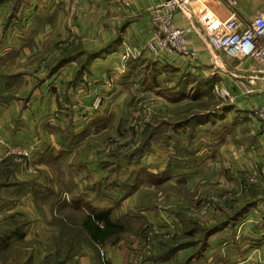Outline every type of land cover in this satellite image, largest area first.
I'll use <instances>...</instances> for the list:
<instances>
[{
  "label": "crops",
  "instance_id": "1",
  "mask_svg": "<svg viewBox=\"0 0 264 264\" xmlns=\"http://www.w3.org/2000/svg\"><path fill=\"white\" fill-rule=\"evenodd\" d=\"M163 1L129 0L126 7L121 0H24L8 24L13 2L0 5V164L12 157L11 182L35 181L46 188L39 205L32 193L7 204L0 202V232L13 218L27 223L21 236L9 237V247L3 249L0 241V264H43L58 252V256L64 254L67 245L78 243L81 250H72L68 264H180L191 258L193 247L178 249L168 260L157 256L165 240L184 233L182 219L194 214L181 203V183L205 185V193L212 196L239 187L240 199L249 196L245 186L254 174L251 171L264 161V123L256 116L264 108V69L252 57L236 59L213 47L202 19L211 13L221 23L230 21V11L219 0H190L175 14L176 27L187 31L188 47L198 55L196 62L172 53L160 59L144 53L131 59L145 60L128 64L124 51L143 47L152 39L151 11ZM235 12L243 29L264 15V1L239 0ZM52 40L66 45L71 41L65 52H78L76 60L55 72L51 68L58 58L51 57L47 63L43 59L44 52L54 53ZM86 52L101 54L84 71L80 60ZM141 62L156 64L162 71L145 76ZM180 77L211 80V92L195 98L194 91L180 93L179 87L171 98L164 95L165 87H174ZM210 98L221 100L215 109L219 114L225 104L231 110L220 120L219 135L208 137V148L197 166L175 171L161 185H141L121 204L124 214L137 208L135 228H148L146 235L135 232L116 245L101 247L104 257L100 250L97 253L85 245L84 232L67 238L69 227L81 226L57 218L58 213L69 211L74 190L84 192L106 176L103 163L115 156L112 148L121 152L109 139L118 135L119 126L128 125L136 114L149 116L148 123L159 116L192 115L199 103ZM97 100L102 101L99 108ZM229 113L235 116L234 133L227 129ZM241 125L246 133L241 132ZM145 128L135 129L134 139L142 137ZM68 129L78 140L73 145L61 137ZM109 143L111 149H106ZM13 147L29 151L25 161L43 169L39 177L32 176L18 157L7 156ZM143 164L154 174H164L168 166L160 151L146 157ZM66 191L67 204L60 199ZM226 196L216 195L220 201ZM234 207L228 204L208 211L203 225L222 223L221 229L208 238L203 261L192 264H264V200L240 219L229 220L240 208L239 204ZM113 218L118 219L116 211Z\"/></svg>",
  "mask_w": 264,
  "mask_h": 264
},
{
  "label": "trees",
  "instance_id": "2",
  "mask_svg": "<svg viewBox=\"0 0 264 264\" xmlns=\"http://www.w3.org/2000/svg\"><path fill=\"white\" fill-rule=\"evenodd\" d=\"M8 1L13 2L11 7V13L13 15L10 14L7 18V24L14 19V15L17 14L24 0H0V5ZM77 53L78 52L70 51L58 57L57 64L51 68V71L55 72L70 60H76ZM83 54L84 57L80 60V68L84 66L82 70L87 71L90 61L100 56L101 52L98 54L87 52ZM139 60L145 59H130L128 64L131 65L132 62H137ZM147 60L152 62L149 58ZM150 62H141L143 65L141 71L145 76L149 74L148 72L160 73V71H162L159 66L156 67V64H151ZM136 74H138V76L140 75L139 72ZM212 85L211 80L189 77L185 79L184 77H180L179 83L177 82L172 88L165 87L164 93H162L171 98L172 95H175L173 92L179 87H182L180 88V93H183V91H190L191 89V91L195 92L196 96L194 97L197 98L201 94L211 92ZM211 99L213 98H210L207 102L211 103ZM216 103H218V101H216ZM228 109H230V107H228ZM195 112L192 115L185 116L157 117L153 122L146 125L143 138L135 149L129 152L124 151L116 153L113 158L103 163L106 176L100 182L89 186L84 192L74 190L71 203L67 205L70 207L69 211L64 214L58 213L57 216L59 219L75 222L81 226L78 227V229L69 227L70 231L67 238L81 236V233L84 232L87 242L85 245L90 246L94 252L98 253L100 248L105 245L118 244L119 240L125 235L135 232L139 236L146 235L145 232L148 228H135L134 214L137 208L130 213L124 214L120 208L121 204L124 199L138 190L141 185H161L164 181H167L175 171L197 166L199 161V151H197V148L207 146L206 141L209 140L208 137L216 136L211 132L210 134L205 133L204 136H206V138H203V134L200 133V130L203 125L205 123L208 124L210 120L212 121V125L216 124L215 122L218 115L215 110L208 113H199L200 111ZM229 127L232 131L235 129L234 124ZM61 137L64 138L69 145H73L78 141L70 129L65 133H61ZM170 144L175 147L178 157H171L169 159L168 168L165 170L164 174L152 173L149 167L143 164V160L155 147L164 150L163 148L168 147ZM190 148L195 149V151H191ZM13 166L12 157H7L3 163L0 164V202L7 204L6 202L9 200H18L24 194L32 193L39 205L42 201L39 196L42 190L46 188L37 184L35 181L11 182L9 176ZM257 191L258 192H256L250 200L244 201L240 205L238 211L228 219H240L244 214L255 208L260 201L264 200V191ZM114 211L117 212L118 219L113 218ZM120 213L121 216H119ZM182 215L183 214H180L181 218ZM185 218L186 219H182L183 222H186L184 223V233L165 240L162 252L157 258H166V260H168L178 249L193 247L191 258L180 264H192L198 259L203 261V254L206 249H208V238L221 229L222 223L216 226L206 227L198 223L192 217ZM75 223L72 224L75 225ZM26 226L27 223L17 221L13 218L0 232V241L2 247H4L3 249L9 247V237L12 234L21 236ZM81 246L80 243L67 245L64 254L58 256L60 253L58 252L50 258L48 257L43 264H68L72 257V250H81Z\"/></svg>",
  "mask_w": 264,
  "mask_h": 264
},
{
  "label": "built area",
  "instance_id": "3",
  "mask_svg": "<svg viewBox=\"0 0 264 264\" xmlns=\"http://www.w3.org/2000/svg\"><path fill=\"white\" fill-rule=\"evenodd\" d=\"M219 1L230 11V21L221 23L211 13H206L202 19L204 25L209 29L213 47L236 59L252 57L264 69V15L257 16L242 29L241 22L235 12L239 0ZM189 2L190 0H164L155 6L151 11L150 20L152 39L143 47L127 48L122 55L124 61L141 57L144 53L153 56L155 59H160L164 53H172L196 62L198 55L188 47L187 31L176 27L174 22L175 14ZM121 3L126 7L130 4L129 0H121ZM107 86L112 88V83H108ZM246 88L250 90L249 87ZM216 92L225 97L218 90ZM100 105L101 100H97L96 108H99ZM256 116L264 123V108H259ZM144 119L149 120V116L146 115ZM13 153L28 155V151L19 147L10 148L8 154ZM250 182L264 190V161L260 164L259 170L250 176ZM101 255H105L102 249Z\"/></svg>",
  "mask_w": 264,
  "mask_h": 264
},
{
  "label": "rangeland",
  "instance_id": "4",
  "mask_svg": "<svg viewBox=\"0 0 264 264\" xmlns=\"http://www.w3.org/2000/svg\"><path fill=\"white\" fill-rule=\"evenodd\" d=\"M52 43H54L53 44L54 53L50 52V51L43 53V59L45 58L44 60H46V63L48 62L49 58L50 59L54 58V60H56L59 56H62L63 54H65L66 53L65 51L69 50L70 47H71V44H73L71 41L69 42V44L66 45V42H61V41L56 42L55 40H52ZM43 63L44 62H42V64ZM139 101L140 100L138 99L137 102L139 103ZM216 101H218L219 103L221 102L220 99H217L215 101H210L211 103H209V102L199 103L198 106H197V111L196 112L200 111L199 113H208L210 111H214L215 109H217L216 105L219 104V103L216 104ZM101 103H102V101H101ZM211 105H213L214 107L211 108ZM228 107H230V106L227 105V104L221 106V109L223 111L221 114H219V112L217 110H215L217 115H218V118H217V120L215 122L216 124L212 125V121L210 120V122L208 124L205 123L203 125L202 129L200 130V133L203 134V136H202L203 138L204 137L206 138V136H204L205 133L206 134H210L211 132H213L215 135H219V133H220V126H219L220 125L219 124L220 120L222 118H225L226 114L228 112H230V110H231V108L228 109ZM234 117H235L234 115H231L229 113V117H228L229 118V120H228L229 122L227 124V126H228L227 129L229 130L230 133H234L235 129H237L236 125H235V129L233 131L230 130V127H229V126L235 124L234 123V119H235ZM144 118H145L144 116L143 117H142V115L138 116L137 114L131 116L130 117V121L128 122L129 126L126 123L123 124L122 128H121V126H119L120 130L116 131V133L118 135H116V137H115V134H114V136H111V138H109L110 141L112 140L111 141L112 144H116L117 143V145H119L118 146L119 150H117V151L123 152L125 149L129 148L127 150V152H129V151H132L133 149L136 148L138 143L142 140L143 136L142 137L138 136L137 139H134V137L136 135L135 129H137V128L139 129L140 126H142V125L146 126L148 124L147 121H149V120H145ZM130 124L134 125L133 129H131V130H130ZM115 128H116V126H115ZM125 128L128 129L129 131L126 130V132L124 134H122L120 131L121 130H125ZM240 129H241L242 133H246V131H247V128H245L244 125H241ZM116 141H118V142H116ZM111 143L108 144V147L106 149H108V148H110L112 146ZM171 145L172 144H170L168 147L163 148L164 150H162L161 148H156L155 147L153 150H151V152L147 156V158L149 156L153 155V154H156L158 151H160V152H162L164 154L165 160L167 161V163H169V159L171 157L175 158L177 156L175 147L171 146ZM207 148H205L204 146H202V148H197V151H199V154H200V155L198 154L199 155L198 157H201L203 155L202 153ZM20 149H22V148H20ZM24 150L28 151L27 149H24ZM190 150L191 151H195V149H191V148H190ZM112 151L111 152L116 155V153L114 152V148H112ZM7 154H8V152H7ZM7 156H16V157H18V160L19 161L21 160L20 162H22V164L27 166L26 167L27 171H29V173H31V175L34 176V177H39L40 174H41V171H43V169H40L39 166L36 168L35 165L32 164L31 167H30L28 165V163H26L27 161H25V160L30 158L29 151H28V155L27 156L20 155V154H15V153L8 154ZM58 165L59 164H56L55 166H58ZM147 167H149V166H147ZM259 167L260 166H257L251 172H253V173L257 172L259 170ZM167 168H168V166H167ZM244 183H245V181H244ZM183 185H185V186H183ZM187 185H188L187 183H181V189H180V192H181V196H180L181 203L184 204L186 207H189L192 210V212L194 213L192 218H194L200 224H203L202 221L205 220V217H206V215H207V213H208V211L210 209H213V210L217 209V208L218 209H224V208H226V206L228 204L233 205V207L236 206L237 204H239V206H240L244 201L250 200L254 196V194L256 192H258L257 190L262 191V189L260 187H258L256 184H253V183L250 182V177H249L248 178V182L246 183V186H245L246 187L245 192L247 194H249L248 197H244V198L240 199V197H239L240 195H238L239 191L237 192V190H236L237 188L239 189V187H237V188L236 187H233V188H229L228 187L225 190H222L221 192H214L213 193V194L218 193L216 195L227 194V196L223 199L225 201H220V200H218V198L220 196L216 197V195L212 196L211 194H209V192L205 193V191L207 189L206 187L203 188V186H205V185L198 184L197 186H192L193 189H192V187H186ZM67 193H69V192L66 191L60 196V199H63V202H65V203L69 202L68 201V196L66 195ZM70 199H71V197H70ZM165 200L167 201V199H165ZM101 249L102 248H100V251H101Z\"/></svg>",
  "mask_w": 264,
  "mask_h": 264
}]
</instances>
